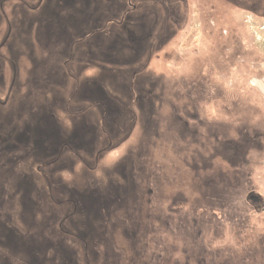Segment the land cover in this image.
<instances>
[{
    "label": "rangeland",
    "instance_id": "1",
    "mask_svg": "<svg viewBox=\"0 0 264 264\" xmlns=\"http://www.w3.org/2000/svg\"><path fill=\"white\" fill-rule=\"evenodd\" d=\"M229 1H182L186 16L158 39L153 28L139 61L113 31L121 14L89 15L55 41L32 20L43 0L5 3L0 42L7 17L18 25L24 13L31 47L2 68L0 106L13 87L17 103L58 127H39L27 147L0 144V264H264V210L251 199L264 200V16ZM148 4L146 21L162 27L163 5ZM98 92L114 101L115 121Z\"/></svg>",
    "mask_w": 264,
    "mask_h": 264
},
{
    "label": "flooded vegetation",
    "instance_id": "2",
    "mask_svg": "<svg viewBox=\"0 0 264 264\" xmlns=\"http://www.w3.org/2000/svg\"><path fill=\"white\" fill-rule=\"evenodd\" d=\"M8 1L9 0H0V10L2 13L4 10V5H5V3H8ZM17 1L23 2L22 5H24V7L26 6V0H17ZM136 1H138L137 4H134L135 0H130V1L129 0H43V5L41 7H35V8H40V11H38V9H36V16H34V18L32 20L36 19V21H37V23H36L37 26H36L35 30H36V33L38 35L44 34L43 29H46L47 31H49V33H48L49 35L47 36V34H44L45 38L48 39L49 37L54 36V37L50 38V40L55 39V41H56V40H61V39L65 40V36H66V34H68L67 31L70 28H71L70 31H73V32L79 31V30H76V28H77V26H80L81 19L89 18V15H91V22H92V20L95 21L96 19L97 20L101 19V20H104V22H105L106 20L108 21V15L114 16V15L118 14L117 16H119L121 14L122 15L121 20H122V18L125 17L124 18L125 22L124 23L123 22L122 23L117 22V24H119V25H118L117 29H115L113 31L114 32L118 31L120 33V35H122V37L126 38V42H124L123 45H121L122 47H124V49L122 50V54L125 55V57H127L128 55H129L128 57L131 56L130 58H132L133 60H135V58H137V61H139L140 57L142 55H145L147 52H150V48H152V46H153V44L150 42V41H153V39H154V35H152V34L150 35V32L153 30V28H154V31H158V36L156 37V39L159 38V35H161V33L166 32L168 34H171L172 28H174L175 25H177L179 23L178 20L180 19V17L182 19V15L187 14V8H186V6H184V10H183V8L180 9V7H178L179 6L178 4H181L182 1H184V0H136ZM151 1L154 4H155V2H157V3H160L163 5V9L165 11V16H167V18L166 19L164 18L165 22H164V25L162 27L158 28V27H156V25L154 26L155 22H154L153 26H152V23L150 26V23L148 21H146V19H148V18H145V17H148V15H150L154 12L152 10L155 7L150 6V4H148ZM129 2L133 3L134 9H133V11H130L128 13L127 9L125 8V5L129 4ZM229 2H231L234 5V7L236 6V4L239 5L240 3H243L244 5L239 6V7H240V9H244V10H248V9L252 8L251 3L253 2V3H255V5L257 7V13L258 14L261 13L264 16V0H230ZM59 3H62V4L59 5ZM81 4L83 5V7L82 8L78 7ZM58 5H59V7H57ZM63 5H64V7H63ZM24 7L22 6L21 9L24 10ZM12 9H13L12 14L18 13V12H16V6H14ZM65 9H69V11H68L69 13L65 14V12H66ZM71 10H73V12H71ZM85 10H88V12H89V14L87 13V16L85 14ZM1 12H0V20H1V16H2ZM4 13H5V11H4ZM18 17L20 19L19 20L20 25L19 24L17 25L16 21H12V19H11L12 17L11 18L7 17V19H8V31H7L6 35H4V38L0 42V72H2V68L4 66H9L10 63L14 62V60H16L17 57L20 58L21 55H26L27 50H25V49H27L28 46L31 47V44H30L31 40H28V39H30L28 37L29 35L25 34L27 32L26 26L28 25V17L26 15H24V13H22L21 17H20V15ZM29 17L31 18V16H29ZM50 18L56 19L55 23L59 24V26L61 27V30L58 26H54V28H52L53 22L51 21ZM128 19L129 20L131 19V20L127 21ZM71 21H73V22H71ZM131 21L132 22L135 21L137 26H129V22H131ZM14 23H15V25H14ZM156 23L158 24L159 22L156 21ZM22 25H25V27L22 28ZM33 25L34 24L31 23V26H33ZM62 26H64L65 28ZM133 27H134V29H133ZM96 28H97V23L91 24V34H93V36H96V32H98V30H96ZM262 29H264V25H263ZM133 31H135L134 33L140 35V36H138L137 39L135 38V36L132 37ZM16 32H17V35H16ZM103 32L106 33L105 31H103ZM95 40H94V42H95ZM128 41H130V43ZM97 43H95V44H97ZM106 47L108 49L112 48V46H106ZM128 51H130L133 56ZM98 53H100V52L98 51L97 53H95L94 49L91 46V57L93 58L96 54L98 55ZM125 57H122V58H125ZM123 61H125V60H123ZM123 61H120L121 63L119 61H117L115 63L118 65H121L124 63ZM13 68H16V66L14 64H13ZM35 68L37 69L38 66L36 65ZM109 68H111V67H109ZM40 69L42 70V68H40ZM48 78L52 79V77H49V76H48ZM261 78L263 79L264 75ZM2 82H4V78H3V76L0 75L1 85H3ZM13 82L14 81L12 80V83ZM139 83H140V81H137L136 87H137V85H139ZM93 84L96 85L95 82H93ZM263 84H264V80H263ZM90 88H91V90L86 89L87 91H84V93H86V95H88L89 97H91V92L93 93L94 91H98L97 87L93 90H92L91 86H90ZM260 88L264 91L263 86L262 87L260 86ZM137 89H138V87H137ZM13 90H14L13 87H11L9 90V99H11L12 101L9 103L4 102L2 104L3 107L0 106V127H8L7 134L4 133L7 136V138H5L4 135L0 134V138L3 140V141L0 140V144H2L4 141H8L10 143L12 142V144H14L13 142H15V143L17 142L18 145H19V143H22L23 146L27 147V145L29 143H33V142L37 141L39 133H40L39 129L41 127H58V126H56L55 123L53 122V120H52L53 117L49 116L47 113L43 112L42 109L39 108L37 111L33 110L32 106H30L32 104V103H30L31 102L30 100H25V99H23L21 101L18 100L19 102L17 103L16 97L12 96ZM97 94L98 95L95 97L98 100H100L99 107L101 108V112L106 114V115L109 114L108 117H106V118L110 119V120L112 119L113 121H115L114 115H116V110H115L114 101L111 100L110 97H107L106 95L100 97L99 92ZM142 96L139 95L138 98L141 99ZM109 104H112L111 105L112 107H110ZM184 109H185V107H184ZM22 113H24V115H26V117L22 118V116H21ZM16 117H19V120H20V122H19L20 124L17 125L18 126L17 129L15 127V125H16L15 122L17 123ZM177 119L179 120V123L182 124L184 127L191 126L189 124V122L181 123L183 121L182 118H177ZM108 123H109V120H108ZM5 124H8V125L6 126ZM29 138H31V139H29ZM39 139H38V141H39ZM7 145H9V144H7ZM224 145L228 148V146H227L228 144L227 145L224 144ZM11 147H13V146L9 145L8 147L6 146L4 149H5V151H9V148H11ZM238 149L239 148L237 147V150ZM234 157L235 156H231L232 160ZM8 161H10V160H8ZM119 195H120V193H119ZM251 199L253 200V202L258 203L257 206H259L260 208H262V210H264V200L261 198L260 195H252ZM96 212H97V210L95 208L91 207V217L94 218L93 219V222H94L93 225H96V223L98 222V220H97L98 215L96 214ZM1 227H3V225H1L0 228ZM2 231L3 230H1V236H4V234H3L4 232H2ZM0 243L5 245V242H0ZM10 244L11 243H9L8 245H10ZM136 258L137 257H135L134 258L135 260H133V263H135V264H137ZM139 263L142 264V261L139 260ZM143 264H145V263H143Z\"/></svg>",
    "mask_w": 264,
    "mask_h": 264
},
{
    "label": "bare ground",
    "instance_id": "3",
    "mask_svg": "<svg viewBox=\"0 0 264 264\" xmlns=\"http://www.w3.org/2000/svg\"><path fill=\"white\" fill-rule=\"evenodd\" d=\"M236 14V13H235ZM219 24V23H218ZM218 24H217V26H218ZM214 44V43H213ZM215 46V45H214ZM205 48V47H204ZM211 50H213V49H211ZM201 60H202V58H201Z\"/></svg>",
    "mask_w": 264,
    "mask_h": 264
}]
</instances>
